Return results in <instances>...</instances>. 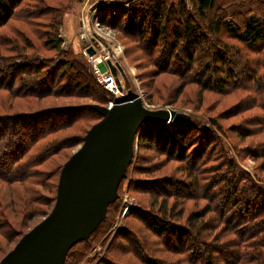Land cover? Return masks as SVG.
<instances>
[{
    "label": "rangeland",
    "instance_id": "rangeland-1",
    "mask_svg": "<svg viewBox=\"0 0 264 264\" xmlns=\"http://www.w3.org/2000/svg\"><path fill=\"white\" fill-rule=\"evenodd\" d=\"M184 1L187 10L194 15L197 8L195 0ZM5 2L7 6L2 7L0 17V23L3 22L0 27V57L16 62L40 59L41 63L45 61V65L55 69L61 61L67 60L61 55V51H65L80 57L91 69L93 67L84 55L86 46L91 43L87 42L89 35L91 39L95 37L96 47L101 53L106 49L114 51L117 59L114 62L120 64L124 71L119 73V79L125 92L130 90L137 98L141 97L147 110H171L182 115L168 122L149 123L147 127H153L156 136L146 143L148 146L140 147L137 137L133 161L121 181L118 198L112 202L105 221L89 240L71 249L66 264H195L190 256L195 250H206L207 255L216 257V264H230L222 259L228 250L225 247H229L230 242L237 245L239 240L242 241L247 233L248 217L240 216L242 208L232 210L235 203H227L231 192L227 185H234L232 189L249 194H252V186L264 190V50L248 49L226 29H222L217 37L212 35L211 42L217 40L221 50L226 49L233 58L229 66H224L232 70L231 82L223 83V87L205 89L200 84L201 77L195 72L184 76L172 73L156 76L159 71L152 61L139 52L141 43H137L138 40L136 42L130 33L127 35L123 26L114 28L108 20L102 21V18H109L117 22L121 9L126 7L116 8L114 4L121 1ZM98 3L102 6L94 8ZM142 3L150 5L153 0H136V7ZM99 12L101 19L96 25ZM252 16L264 18V0H216L203 25L206 30L211 21L221 20L238 30ZM123 22L125 26L126 18ZM56 39L62 42L59 52L52 49L53 44H47ZM216 82L213 81L212 85ZM17 83L0 74L1 116L82 109L100 102H105L100 104L105 107L113 99L108 96L110 94L104 96L105 93L99 90L102 92L99 102L88 97L51 96L34 100L10 94L8 89H18ZM98 120H101L99 115L83 117L73 128L51 137V141L55 138L61 142L83 138ZM177 122L188 127L186 135H179L184 139L183 144L169 129ZM74 143H68L70 146L63 144L66 147L62 146L56 155L45 160L41 168L34 169L39 171V179L34 181L41 185L34 181L25 185L0 181V262L51 213L61 169L81 145L73 146ZM240 200H237L240 206L244 205ZM165 207L168 214L169 211L173 215L183 214L180 221H172L193 235L200 233L201 236L197 234L199 242L203 241L204 245L202 242L203 246L195 245L189 234L183 237L179 246L177 231L165 238L160 231L163 225H158V218H162L160 210ZM28 208L32 211L29 217L21 213L22 210L27 212ZM207 211L208 225H205L207 229L204 232L187 227L190 215L201 212L204 215ZM241 246L243 253L249 250L243 243ZM222 247L224 249L220 250ZM238 264L251 263L242 260Z\"/></svg>",
    "mask_w": 264,
    "mask_h": 264
},
{
    "label": "trees",
    "instance_id": "trees-1",
    "mask_svg": "<svg viewBox=\"0 0 264 264\" xmlns=\"http://www.w3.org/2000/svg\"><path fill=\"white\" fill-rule=\"evenodd\" d=\"M195 3L197 5L196 13L192 15L187 10L184 0H172L171 3L169 0H153V4L144 6L142 3V6L138 4L137 7L136 0H125L114 4L116 8L126 7L121 9L122 11L118 15L120 17L116 23L110 21L109 18H102V21L106 22L108 20L113 27L123 26L122 28L127 35L130 33L132 37L136 38V42L138 40L137 43H141L139 52H143L152 61L154 67L159 71L156 76L162 73L184 76L186 73L195 72L201 77L200 84L205 89H211L213 86L223 87V83L231 82L230 73L232 70L225 67L230 65L233 58H230L225 48V50H221L217 40L211 42V36L217 37L222 29H226L248 49L252 51L256 48L264 50V18L249 17L244 21L243 27L238 30L229 27L221 20H213L205 30L203 23L207 19L208 11L215 7L216 0H195ZM6 6L5 0H0V17L3 13L2 7ZM111 18L115 19L113 16ZM124 18L127 21L125 26ZM2 23H0V27ZM55 23L56 18L53 20V25ZM50 43L53 44L52 49L60 51L62 45L60 40L47 42L49 45ZM224 47L227 48L225 45ZM61 55H64L67 60L61 61L58 68L55 69L48 67L47 64L45 65V61L41 63L40 59L38 61L32 59L26 62H16L10 61L9 58L0 57V74H4L6 77L9 76L14 83L18 81L17 86L19 85L18 89L14 90L11 87L8 92L13 96L20 94L24 97L35 98L34 100L51 96L65 98L88 97L99 102L102 99V92L106 96L107 93L96 83L88 64L73 53L61 51ZM235 59L234 61L237 62V59ZM207 74L210 75L207 76ZM213 81L217 82L212 85ZM97 104L104 105L106 103L100 102V104ZM37 114L38 112L9 117L0 115V181L11 185L15 183L21 185L33 183L35 179H39V171L34 169L41 168L45 160L47 161L63 149L62 146H70L68 143L70 144L73 141H75L73 146L79 145L85 136L83 138L66 139L65 142H61L59 138L51 141V137L73 128L74 124L83 117L99 115L89 105L82 107V109L47 110L46 113ZM169 129L183 144L184 139L180 138L179 135H186L188 130L186 124L177 122ZM154 134L153 127H147V124H144L136 136L139 139L138 145L140 147L148 146L149 144L146 143L153 141L156 136ZM34 182L36 185H41L39 181ZM227 186V189L231 191L228 193L227 203L229 205L235 203L232 205V210L242 208L240 216L243 218L248 217V223H246L248 227L246 228L247 233L241 242L239 240L237 245L230 242V246L225 247L228 250H226L227 252L222 259L230 264H238L242 260L251 264H264V190L252 186L250 187L252 194H249L244 190L239 192L237 188L232 189L235 187L234 185ZM240 198V201L244 203L242 206L237 201ZM55 199L56 194L54 202ZM31 202H34V200H31ZM22 205L25 207L24 202H22ZM112 205L113 203L109 205L107 212ZM14 209L13 207V211ZM31 212V208H28L27 212L21 211L22 214L28 215L27 217L32 214ZM208 213L209 211L204 215L203 212L190 215L186 221L187 227L204 232L207 229L204 228L205 225H208L206 221ZM160 215H162V218H158V225L160 223L163 225L160 226V231L162 230L161 232L164 233L165 238L172 236L171 232L177 231L179 232L177 237L179 246L182 245L183 237L189 234L195 245H204L203 241H201L203 245L199 242L200 233H197L200 236L193 235L187 228L172 221V219L180 221L183 214L173 215L170 211L168 214L165 207L160 210ZM257 216L258 219L256 220ZM95 231L85 241H88ZM85 241L76 244L72 250ZM241 243L249 249H246L247 252L243 253L241 251ZM222 249L224 247L220 248V250ZM70 255L71 250L68 252L66 259ZM190 256L195 264H216L217 262L216 257L207 255L206 250L204 252L195 250L191 252ZM66 259L64 264H66Z\"/></svg>",
    "mask_w": 264,
    "mask_h": 264
},
{
    "label": "water",
    "instance_id": "water-1",
    "mask_svg": "<svg viewBox=\"0 0 264 264\" xmlns=\"http://www.w3.org/2000/svg\"><path fill=\"white\" fill-rule=\"evenodd\" d=\"M102 4H96L94 8ZM85 39V36H83ZM82 37V38H83ZM95 55L94 48L87 50ZM114 76L124 73L109 63ZM101 116L61 169L51 213L30 230L0 264H64L68 252L85 241L105 220L109 205L134 157L135 140L144 124L181 118L174 112L147 110L129 90L112 108L92 105Z\"/></svg>",
    "mask_w": 264,
    "mask_h": 264
},
{
    "label": "built area",
    "instance_id": "built-area-1",
    "mask_svg": "<svg viewBox=\"0 0 264 264\" xmlns=\"http://www.w3.org/2000/svg\"><path fill=\"white\" fill-rule=\"evenodd\" d=\"M94 1H95L94 3H96L98 0L97 1L94 0ZM106 1H121V2H123L125 0H106ZM100 14H101V12H99L98 16L96 17V20H95L96 25L98 24ZM95 41H96L95 37H93L91 39L90 36L87 35V42H91V43L86 46L84 55H85V58L88 61V63H90L93 67L91 69L93 71V74H94L95 79H96L97 83L99 84V86H101L104 89V91L107 93L106 96L108 94H110L108 96L113 98V99H110L108 101V104L106 106L108 109H112L117 104L118 100H120L121 98L128 95V92L127 91L125 92L123 87L120 85L121 80L119 79V73H121V72L118 70L117 76H114L111 72L110 67H109V63H112L114 66H116L118 64L117 62H114V60H117V59H115L114 51L110 50L111 52H109L108 51L109 49H106L107 51L105 53H101L97 49ZM90 47L94 48V50H95V55H93V56H89L87 54V50ZM121 74H123V73H121ZM140 99H141V97H140ZM144 107L147 108L145 105H144ZM167 111L171 112V110H167Z\"/></svg>",
    "mask_w": 264,
    "mask_h": 264
}]
</instances>
